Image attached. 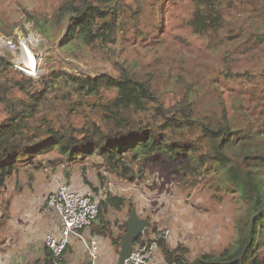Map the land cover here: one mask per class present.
Returning a JSON list of instances; mask_svg holds the SVG:
<instances>
[{"label": "trees", "instance_id": "trees-1", "mask_svg": "<svg viewBox=\"0 0 264 264\" xmlns=\"http://www.w3.org/2000/svg\"><path fill=\"white\" fill-rule=\"evenodd\" d=\"M167 1L60 0L51 15L24 6L37 31L55 37L65 31L60 53L45 60L47 65L51 63V71L39 80L15 69L8 57H0V105L7 113L0 122V186L13 173L14 164L22 159L35 164L36 155L45 149L58 150L54 158L46 159L51 166L92 155L102 159L106 172L131 182L135 173L145 175L151 155L155 157V151L162 150L160 155L170 162L178 160L174 170L191 185L217 172L219 185L234 190L244 211L239 237L219 253L190 259L188 245H175L164 238L159 240L164 260L168 264H264V256L256 250L262 243L256 236L264 230V221H259L264 215V126L255 128L257 122L235 112L220 87L241 80L236 79L238 70L226 41L249 53H253L254 44H264V0L251 9L253 14L248 18L240 13L227 17L226 0H191L193 9L187 23L194 34L211 37L220 48L226 46V66L221 61L205 68L203 60L196 63L182 46L174 45V61H169L174 73L172 67L155 64L149 69L129 61L119 43L130 31L133 37L161 35ZM18 23L0 13V30L11 33ZM83 55L88 60L95 56L99 62L95 59L80 69L76 60L81 65ZM68 57L73 59L69 63ZM55 58L71 67L53 68ZM158 79L166 82L167 89L173 86L172 104L160 100L155 85ZM200 83L197 99L195 86ZM205 97L209 104L202 111L199 100ZM49 110H56L61 118ZM75 116H82L77 118L80 123ZM40 161L36 167L44 164ZM126 205L130 214L134 200L128 201L123 193L108 192L96 221L99 227L112 229L121 220L123 232L118 240L113 239L118 247L130 216L118 213ZM47 250L52 264L53 252Z\"/></svg>", "mask_w": 264, "mask_h": 264}, {"label": "rangeland", "instance_id": "rangeland-1", "mask_svg": "<svg viewBox=\"0 0 264 264\" xmlns=\"http://www.w3.org/2000/svg\"><path fill=\"white\" fill-rule=\"evenodd\" d=\"M59 1L0 0L1 15L6 19L19 21L11 33L0 30V36L4 39L9 36L19 38L24 34L30 33L33 26L28 20L24 6L51 15ZM258 2H261V0H226L225 7L227 10L225 14L227 17H230L233 14L240 13L243 18H248L250 14H253L251 9L254 10V6ZM167 4L166 18L160 22L164 26V32L158 35V37L154 33L149 34L147 37H133L134 33L130 31L122 38V42H119L124 47V57L129 61H138L140 65L149 69L155 67V64H157V67L165 69L172 67V72L174 73V65L171 66L169 62L174 61L172 56L176 52L174 45L182 46L188 58H191L196 63L199 60H203L205 68L209 67V64L221 63V61L222 65L226 66V62L223 61V54L226 53L225 47L227 46V48L231 49V56L234 57V68L238 70V77L236 79L241 80L234 83H223L220 87L223 88L227 100L231 101L230 104L232 103L235 112L238 111L240 116H248L253 122H257L258 125L254 124L255 128L264 126V44L260 46L254 44L253 53L235 49V45L231 41H226V44H228L220 48L211 37L198 36L192 32V28L187 23L193 9L191 0H168ZM64 31L65 29L59 37H55L53 35L48 36L35 29L33 32L38 37V41L35 44L38 46L41 44V49H45L51 45L50 43L58 39L60 41V37L63 38ZM41 41L43 42L41 43ZM1 48L3 46L0 39ZM6 51L5 55L0 54V57L6 56L13 62L15 55L17 56V52L15 50ZM60 51L58 42L56 52L52 53V56L60 53ZM40 56L42 58V55ZM83 56L85 59L80 60L82 61L81 65L78 64V59L76 60V64L80 69L85 65L88 66L91 61H95L96 59L95 56H92V59L88 60L87 55ZM47 57L45 53L43 61H40L37 65L39 68L42 64L38 73H35V76L39 74L35 77L37 80L51 71L49 68L51 63L47 65V62H45V60H51L47 59ZM72 60V57H68L67 63ZM51 62L53 68L63 65L66 67L70 66L69 64H65L60 58H55ZM22 72L26 74L24 71ZM192 78L194 79V77ZM165 83L163 80L158 79L155 85L161 94L160 100L167 104H172L175 100L174 88L172 86L170 89H167ZM201 86V83L195 86L197 90L195 96L197 99L200 97L198 93ZM208 97L200 98L198 106L200 110L203 111L207 108L206 105L209 104ZM214 103L212 101L211 104ZM49 112L61 118L56 110H49ZM6 114L3 106L0 105V122L5 118ZM77 118H82V116L74 117L75 121L80 123V120ZM47 150L45 149L43 152ZM132 150L135 151V148ZM57 151L56 149H52L45 154H37L34 159L36 161L35 164L39 160L54 158V153ZM162 152V150H156V156L151 155L150 161H148V164H145L148 165L145 175L139 177L135 173L136 178L132 182L128 178L120 177L115 172H106L105 168L101 167L102 165L100 164V160L102 159L99 157L95 158L92 155L84 159L78 158L75 161H70L62 169L66 173L75 172L81 174L84 178H88V182L92 185L90 189L100 193L103 199L106 198L108 192L115 194L123 193L128 201L133 199L135 202L133 207H136L140 216L149 218L152 221L149 227L150 230L146 231L145 234L153 231L155 227L157 229L169 228L170 234L167 239L172 237L171 243L175 245L183 242L191 246L193 248V258L199 255L202 257L208 253H219V251H222L227 245H231L239 237V226L244 211L239 206V200H236L234 190L219 185L217 181L220 179L217 172H210L206 178L202 177L196 186L191 185L190 182L181 178L179 171L174 170V163H179L178 160L170 162L166 159V156L160 155ZM201 159L202 157L199 156V160ZM25 164L26 160L23 159L14 164L15 169L11 174V176H16L14 180L21 181L28 179L29 181V171H33L35 168ZM135 167L137 168L138 165L136 164ZM9 181L6 187L0 186V230L7 228V231H9L8 227L11 225L7 222L11 216L13 199L18 196V192H22L19 194L26 193L24 190H16L17 193H13L11 197L7 196ZM92 182L95 183L96 187H93ZM23 185L26 188L25 190H29V183L23 182ZM21 196L22 200H28L27 196ZM128 209L129 205H126L124 211L118 213V215L121 217L129 216L131 212L128 214ZM15 212L16 210H14ZM3 219L7 221H4V224H2ZM259 221H264V215L260 217ZM112 227H119L122 230L121 220L116 221ZM256 237L258 242H262L258 250L264 256V230L262 231V235L258 234ZM189 257L192 256L189 255Z\"/></svg>", "mask_w": 264, "mask_h": 264}, {"label": "crops", "instance_id": "crops-1", "mask_svg": "<svg viewBox=\"0 0 264 264\" xmlns=\"http://www.w3.org/2000/svg\"><path fill=\"white\" fill-rule=\"evenodd\" d=\"M47 152L49 151L42 153ZM29 162L26 164L35 168L33 171H29V181L28 179L14 180L15 175L10 176L7 180V182L10 180L7 196L11 197L13 193H17L16 190H24L26 193L19 194L22 192H18V196L14 198L16 200L13 199L12 202L11 216L9 219L6 217L9 221L3 219L2 224L6 221L11 225L8 227L9 231L7 228L0 230V264H49L47 259L48 248L44 242L45 236L47 233L60 236L63 227L62 216L55 208L48 205L50 193L64 181L69 182L73 188L82 192L89 190L92 186L88 182V178H84L81 174L66 173L62 169L65 165L51 166L43 159L41 162L44 164L36 167V164ZM7 182L3 187H6ZM23 182L29 183V190H25ZM21 195L27 196L28 200H22ZM14 210H16L15 213ZM18 216L19 218H17ZM121 232L123 231L119 227L112 229L109 226L106 228L99 227L96 222L91 230L83 232V237L73 235L65 252V264H117L121 244L118 247L113 239L117 238L118 240ZM149 234H154V232ZM149 234L142 235V239L137 241V244L141 241L150 240H143ZM93 237L99 241L98 256L94 259L90 256L86 245V242ZM171 238L168 239L170 242ZM189 251L188 255L192 256L190 259L200 257L199 255L193 258L191 246H189ZM152 262L154 264H168L159 249L156 250Z\"/></svg>", "mask_w": 264, "mask_h": 264}, {"label": "built area", "instance_id": "built-area-1", "mask_svg": "<svg viewBox=\"0 0 264 264\" xmlns=\"http://www.w3.org/2000/svg\"><path fill=\"white\" fill-rule=\"evenodd\" d=\"M32 23V22H31ZM33 26V23H32ZM33 27L29 34H24L19 38L9 36L2 40L3 48L0 49V54L5 55V52L15 50V60L12 62L16 69L24 71L27 75L35 76L40 67L37 65L42 58L35 55V51L41 48L36 45L38 41L37 35L33 32ZM43 41H41L42 43ZM101 190V189H100ZM103 196L91 189L82 192L73 188L68 182H62L50 193L48 197V205L55 208L63 218V227L60 236L53 233H47L45 236V246L53 252L54 261L52 264H65L64 256L68 244L73 235L84 236L85 231L92 229L100 214V203ZM170 234L169 228L159 229L154 234H149L143 240L135 244L126 264H154L152 259L156 250L159 249V240L168 238ZM147 234H144L146 236ZM152 241V242H150ZM97 238L90 239L86 242L90 256L94 259L98 256ZM17 264V263H13Z\"/></svg>", "mask_w": 264, "mask_h": 264}, {"label": "water", "instance_id": "water-1", "mask_svg": "<svg viewBox=\"0 0 264 264\" xmlns=\"http://www.w3.org/2000/svg\"><path fill=\"white\" fill-rule=\"evenodd\" d=\"M61 39L62 37H60V41ZM60 41L58 39L53 43H50L51 45L45 49H37L35 55L37 57H41L40 55H42L43 59L45 53L47 56L52 55V53L54 54L56 52V46ZM127 222V229L122 235L121 246L119 249V260L117 264H126L127 259L135 247L137 237L152 224V221L149 218L140 216L136 207H133Z\"/></svg>", "mask_w": 264, "mask_h": 264}, {"label": "clouds", "instance_id": "clouds-1", "mask_svg": "<svg viewBox=\"0 0 264 264\" xmlns=\"http://www.w3.org/2000/svg\"><path fill=\"white\" fill-rule=\"evenodd\" d=\"M146 229H148V228H146ZM158 230H159V229H157V231H158ZM157 231H156V232H157ZM145 232H146V230H144V231L142 232L143 236H144ZM150 232H155V231L153 230V231H150ZM150 232H149V233H150ZM149 233H148V234H149ZM135 244H136V242H135ZM159 245H160V244H159ZM259 246H260V245H258V247H259ZM258 247L256 248V250L260 253V251L258 250ZM159 248H160V246H159Z\"/></svg>", "mask_w": 264, "mask_h": 264}]
</instances>
